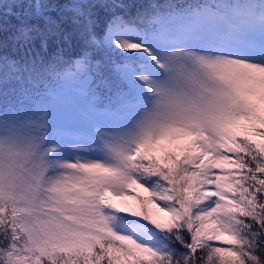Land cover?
<instances>
[{
  "label": "snow or ice",
  "instance_id": "1",
  "mask_svg": "<svg viewBox=\"0 0 264 264\" xmlns=\"http://www.w3.org/2000/svg\"><path fill=\"white\" fill-rule=\"evenodd\" d=\"M10 6L0 264H264V0Z\"/></svg>",
  "mask_w": 264,
  "mask_h": 264
},
{
  "label": "trees",
  "instance_id": "2",
  "mask_svg": "<svg viewBox=\"0 0 264 264\" xmlns=\"http://www.w3.org/2000/svg\"><path fill=\"white\" fill-rule=\"evenodd\" d=\"M144 2L146 3L148 0H144ZM18 16L12 18H5V16H3L2 19H0V24H3L6 29H9V33L0 32V40H7V38L15 31V28L19 26L20 21L17 18ZM0 55H13L12 44L10 41L7 43L6 48H0Z\"/></svg>",
  "mask_w": 264,
  "mask_h": 264
},
{
  "label": "rangeland",
  "instance_id": "3",
  "mask_svg": "<svg viewBox=\"0 0 264 264\" xmlns=\"http://www.w3.org/2000/svg\"><path fill=\"white\" fill-rule=\"evenodd\" d=\"M23 3L27 4L28 3V0H22ZM45 2H48V3H58L60 5H64L66 3H69L70 0H45ZM24 11V9H21V8H16V9H13L11 6L7 9V12L9 13L8 15L5 16V18H12V17H16L18 15H20L22 12ZM6 33H9V29H6V31H4ZM144 194V193H142ZM161 216H163L164 214L161 213L160 214Z\"/></svg>",
  "mask_w": 264,
  "mask_h": 264
}]
</instances>
